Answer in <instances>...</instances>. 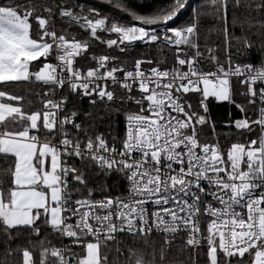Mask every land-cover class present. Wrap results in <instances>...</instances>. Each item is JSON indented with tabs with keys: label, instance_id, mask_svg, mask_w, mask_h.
I'll use <instances>...</instances> for the list:
<instances>
[{
	"label": "snow or ice",
	"instance_id": "1",
	"mask_svg": "<svg viewBox=\"0 0 264 264\" xmlns=\"http://www.w3.org/2000/svg\"><path fill=\"white\" fill-rule=\"evenodd\" d=\"M103 3L0 0V264H264V0Z\"/></svg>",
	"mask_w": 264,
	"mask_h": 264
},
{
	"label": "trees",
	"instance_id": "2",
	"mask_svg": "<svg viewBox=\"0 0 264 264\" xmlns=\"http://www.w3.org/2000/svg\"><path fill=\"white\" fill-rule=\"evenodd\" d=\"M168 3H170V0H150V3H148L145 7L140 8L141 12H151L157 5H167ZM198 3V0H192L191 1V5L186 8V10L184 12H182L180 15H178V17L176 19H174V22H170L171 25H179L182 26L185 23H187L189 16L191 14V9L192 7H194L196 4ZM87 4L90 6H95L97 8H99L103 13L105 14H110L112 16H119L124 20H127L128 17L126 15H123L122 13H120L119 10H114L111 6L107 5L106 3H103V0H87ZM173 23V24H172ZM239 29L236 30V35H239ZM114 38V34L113 37ZM146 51L145 47L143 45H141L140 43H137L135 45V50L132 52V55H137L138 53L144 52ZM148 51H158V50H148ZM221 57H223V52L221 51ZM235 59V57H234ZM257 59V57L255 55H253V61H255ZM28 87H32L35 88V86L33 85H29ZM8 91L11 92H16V93H21L20 89H17L14 85L13 86H9L8 87ZM84 106L87 107V101L84 102ZM37 107H40L39 104H37ZM211 112H212V116L213 119L217 122V131L219 132H226L228 131V129L224 128L223 125V121L228 119V114L229 112L232 113V116L234 118L239 117L241 114L237 111V109L235 107H230L229 105H227L226 103L224 104H217L216 102H213L211 105ZM122 120V118H121ZM103 131V129H101ZM120 134L123 135V125L121 124V128H120ZM255 135V134H253ZM236 135L232 136V141L236 140ZM223 136H221V142L223 143ZM229 146V144L225 143L224 147L227 148ZM115 178H110L107 183L109 185H112L114 182ZM121 184H123V182H121ZM123 187L117 188V187H112L111 191L112 194H118L119 192L123 191ZM99 195V193H97V196ZM134 243H136L135 241H133V239L131 237H126L123 242H122V246L123 247H128L133 245ZM113 248V251L109 254L110 256V260H114L116 253H115V243L113 242V244L110 245ZM79 250V249H77ZM15 259H18V257H16ZM121 260H123V258H121Z\"/></svg>",
	"mask_w": 264,
	"mask_h": 264
},
{
	"label": "rangeland",
	"instance_id": "3",
	"mask_svg": "<svg viewBox=\"0 0 264 264\" xmlns=\"http://www.w3.org/2000/svg\"><path fill=\"white\" fill-rule=\"evenodd\" d=\"M171 22H172V21H171ZM173 22H174V20H173ZM172 24H173V23H172ZM168 26H169V27H179V25H174V24H173V25L169 24ZM160 27H161V29L163 28V26H160ZM114 38H115V34H114ZM137 43H140V42H136V44H137Z\"/></svg>",
	"mask_w": 264,
	"mask_h": 264
},
{
	"label": "built area",
	"instance_id": "4",
	"mask_svg": "<svg viewBox=\"0 0 264 264\" xmlns=\"http://www.w3.org/2000/svg\"><path fill=\"white\" fill-rule=\"evenodd\" d=\"M191 1H192V0H191ZM185 10H186V9H185ZM185 10H184V11H185ZM184 11H183V12H184ZM181 13H182V12H181ZM181 13H180V14H181ZM180 14H179V15H180ZM239 117H240V116H239ZM239 117H237V118H239Z\"/></svg>",
	"mask_w": 264,
	"mask_h": 264
}]
</instances>
